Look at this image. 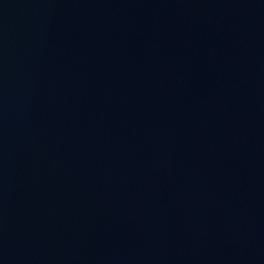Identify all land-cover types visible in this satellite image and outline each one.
<instances>
[{
  "label": "water",
  "instance_id": "obj_1",
  "mask_svg": "<svg viewBox=\"0 0 264 264\" xmlns=\"http://www.w3.org/2000/svg\"><path fill=\"white\" fill-rule=\"evenodd\" d=\"M0 264H264V0H0Z\"/></svg>",
  "mask_w": 264,
  "mask_h": 264
}]
</instances>
